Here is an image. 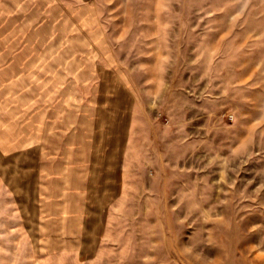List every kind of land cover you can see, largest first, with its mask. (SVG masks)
Returning a JSON list of instances; mask_svg holds the SVG:
<instances>
[{
    "label": "rangeland",
    "instance_id": "rangeland-1",
    "mask_svg": "<svg viewBox=\"0 0 264 264\" xmlns=\"http://www.w3.org/2000/svg\"><path fill=\"white\" fill-rule=\"evenodd\" d=\"M0 264H264V0H0Z\"/></svg>",
    "mask_w": 264,
    "mask_h": 264
}]
</instances>
